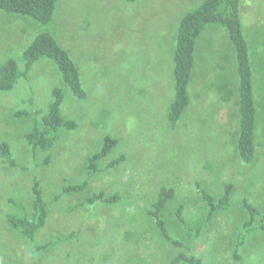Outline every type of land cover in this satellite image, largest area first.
I'll return each instance as SVG.
<instances>
[{"label": "rangeland", "instance_id": "1", "mask_svg": "<svg viewBox=\"0 0 264 264\" xmlns=\"http://www.w3.org/2000/svg\"><path fill=\"white\" fill-rule=\"evenodd\" d=\"M202 1L181 12L184 0H57L50 24L40 26L30 19L28 35L34 39L39 32L51 33L76 64L87 96L74 98L47 58L37 61L12 90L0 91V142H8L17 165L9 167L0 160V264H171L180 253L194 255L202 264H264L263 65L255 59L261 123L251 164H242L236 154L232 65L219 68L223 80L216 67H197L189 109L174 130L167 123L173 96L167 65L176 24ZM1 12L0 38L18 30L12 17ZM240 16L245 40H251L252 54L259 57L264 35H258L263 40L258 44L252 27L264 21V0H241ZM32 38L0 40V65L9 59L23 70L22 53ZM226 56L212 48L209 63L224 65ZM54 88L63 94L61 114L78 127L62 132L51 151L34 154L24 134L40 119L34 114L46 110ZM19 112L31 115L17 117ZM105 136L116 139L117 146L99 162V172L88 175V159L100 151ZM48 155L49 163L42 166ZM119 158L122 162L109 168ZM34 181L47 204L48 219L31 242L10 228L6 215L31 218ZM84 182L82 194L61 193L65 186ZM196 184L216 199L232 185L229 209L206 221L208 206ZM162 188L174 191L161 219L181 248L162 238L149 215ZM98 193L119 200L78 206ZM245 202L261 213L247 232L242 229L249 219ZM178 209L183 223L176 218ZM240 234L243 245L236 260L232 255Z\"/></svg>", "mask_w": 264, "mask_h": 264}, {"label": "trees", "instance_id": "2", "mask_svg": "<svg viewBox=\"0 0 264 264\" xmlns=\"http://www.w3.org/2000/svg\"><path fill=\"white\" fill-rule=\"evenodd\" d=\"M136 0H127L134 3ZM57 0H0V9L7 14L27 16L41 26H47L52 22L56 9ZM208 25L219 26L224 29L236 54V75L238 83L236 91L237 115H238V136L236 140V154L242 164H251L256 158V133L261 123V113L255 98V87L253 82V67L251 65L249 47L245 40L240 16V0H203L194 10L182 15L176 26L174 39V51L171 57L173 96L167 107V123L170 130H174L189 109L191 98L189 87L192 82L194 68V50L198 36ZM41 58L49 59L58 69L61 78L74 98L86 99V92L81 84L79 70L70 57L69 53L49 32L38 33L22 54L23 70L13 60L0 66V91L6 92L14 88L19 79L25 78L33 65ZM63 94L59 88L51 92V101L44 111H37L34 115L40 116L35 120L30 130L24 134L27 145L34 154L36 152L47 153L60 140L62 132L76 130L78 124L75 120L61 114ZM29 112H19L17 117H28ZM264 128V120L262 123ZM261 126V127H262ZM100 151L94 153L89 159L86 171L88 175L99 172L98 165L117 146V140L111 136H105ZM11 147L8 142H0V160L9 167H16ZM49 155L44 158L41 165L49 163ZM122 162V158L112 161L108 166L113 168ZM201 198L208 206L206 221H209L217 211H226L231 205L232 185L224 187L220 198H214L199 184H196ZM87 188L84 182L78 185L65 186L62 194H82ZM33 200L31 203L32 216H18L15 214L6 215V222L10 228L22 239L34 241L36 234L42 230L48 219L47 204L43 199L42 191L38 182L34 181L32 186ZM57 198V196H56ZM174 198V191L169 188H162L157 196L156 202L152 205L149 215L154 219L155 226L162 238L176 248L183 244L174 239L167 231L161 213L168 202ZM119 199L116 196L106 197L103 193L95 194L87 198L82 205H94L97 202L113 204ZM245 209L248 213V221L242 226L243 231H250L256 218L261 215L258 209L245 202ZM77 208V207H76ZM74 209V208H73ZM71 210V209H70ZM264 221V213L261 215ZM176 218L183 223L181 209L176 211ZM263 227H261L262 229ZM239 235L233 251V258L240 260L239 248L243 245V238ZM38 247L40 250L46 248ZM202 264L199 258L194 255L178 254L171 264Z\"/></svg>", "mask_w": 264, "mask_h": 264}, {"label": "crops", "instance_id": "3", "mask_svg": "<svg viewBox=\"0 0 264 264\" xmlns=\"http://www.w3.org/2000/svg\"><path fill=\"white\" fill-rule=\"evenodd\" d=\"M139 1H141V0H136L134 3L139 2ZM146 1L148 2L149 0H146ZM175 1L177 3V2H180L181 0H175ZM198 1L199 0H184V3L179 7L181 9L180 11L182 12V10L188 8L187 6L190 7L193 4L197 3ZM134 3H132V4H134ZM240 3H241V0H240ZM190 11H192V9L187 11V12H190ZM187 12H185L184 14H186ZM1 13L6 14V16H8V15L11 16L12 18L10 19V21L14 25L18 26V30L16 32H14V33H6L5 34L3 32L4 34H2V37L0 38V40H3V39H12L13 40V39H17V38H20V39H24L25 38V40L27 41L28 39L32 38V36L28 35V33H29V30L32 28L29 25L32 23L33 20L30 21V18L27 17V16H22V15H17V14H7V13H4L3 11ZM184 14H182V15H184ZM177 16L179 17V15H177ZM178 17L176 18L175 23L178 21ZM259 24L263 25L264 21L263 20L257 21V23L254 25V27H252V29L254 31H256V34L253 37L255 38V40H257L258 44H259V41L261 42V40H262V39H259L258 35H260V34L264 35V29L262 27H260ZM219 29H222L224 31V29L219 27V26L208 25L201 32V34L198 36V38L196 40L195 50H194V68H193V72H192V82H191L190 87H189V94H190V90H191L192 85H193V81L195 80V73H196L197 67H201L202 69L201 68L200 69L202 71H208L209 68L216 67L215 71L220 75L221 80H223L224 73L223 72L220 73L219 68L220 67H222V68L231 67V65H232V67H234V73H232V77L236 81V86H237L238 79H237V75H236V54H235V49H234L232 43L230 42V40L228 38V35L224 34L223 31H221ZM242 29H243V33H244V36H245L246 35L245 27L242 28ZM208 31H210V32H208ZM209 33H213L214 35L209 37L208 35H206V34H209ZM246 37H247V35H246ZM32 40H33V38H32ZM204 41H206V43ZM248 41H249V43H247V44H248V47H249L250 60H251V65L253 67V82H254V87H255V98H256V102L258 104V100L257 99L259 97V95H258L259 91H257V85H256L255 63H257V62H255V59L258 58V63L262 64L263 65L262 67H264V47L261 49L262 52L260 53L259 57L257 55L254 57V54H252V46H251L252 42L249 39H248ZM31 42L32 41H30L29 44ZM29 44L26 46V48L29 46ZM206 48H209V51L208 50H206V51L202 50V49H206ZM212 48H215L216 51H220V53L223 54V55H226V53H227V56L224 58V63H225L224 65H221L218 62L209 63V61L212 60V57L211 58L209 57V52L212 51ZM24 50H23V52H24ZM232 58L235 59L234 63H231V61H230V59H232ZM171 60L168 62L167 66L171 67V69H172V61ZM8 61H10V60L8 59ZM4 64L5 63H2L0 66H2ZM171 69H170V71H171ZM221 71H223V70L221 69ZM170 76H171V74H170ZM237 97H238V92H237Z\"/></svg>", "mask_w": 264, "mask_h": 264}]
</instances>
